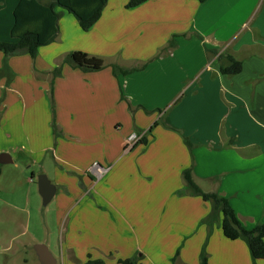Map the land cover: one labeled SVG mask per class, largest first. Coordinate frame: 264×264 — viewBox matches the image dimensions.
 <instances>
[{
  "label": "crops",
  "instance_id": "obj_1",
  "mask_svg": "<svg viewBox=\"0 0 264 264\" xmlns=\"http://www.w3.org/2000/svg\"><path fill=\"white\" fill-rule=\"evenodd\" d=\"M128 1L108 0L86 32L62 13L56 39L34 58L2 54L0 70L6 64L9 78L0 75V120L21 105L29 155L51 152L53 198L69 223L87 222L91 241L104 244V227L119 222L132 231L122 242L137 236L156 245L151 252L160 264H198L210 205L176 195L185 189V169L204 192L228 199L243 228L264 223V0H146L130 9ZM75 52L101 59L104 69L64 64ZM221 54L240 61L241 72L222 75ZM112 66L132 71L113 74ZM26 79L35 87L27 94L19 89ZM169 105V116L153 122V110ZM124 126L134 129L125 134ZM132 133L148 144L125 152ZM95 162L111 165L104 183L92 187L87 169ZM101 249L96 254L104 258ZM144 252L138 264H153ZM207 253L209 264H264L252 261L242 240L224 238L219 224Z\"/></svg>",
  "mask_w": 264,
  "mask_h": 264
},
{
  "label": "rangeland",
  "instance_id": "obj_2",
  "mask_svg": "<svg viewBox=\"0 0 264 264\" xmlns=\"http://www.w3.org/2000/svg\"><path fill=\"white\" fill-rule=\"evenodd\" d=\"M17 3L18 0H0V41L2 42L11 40L10 29L13 25V11ZM1 56L2 53H0V58ZM24 85V89L21 85L19 89L22 88V92L25 94L32 87L35 88L30 79H26ZM24 101L27 102L25 99ZM170 106L153 110V122L162 123L164 117L160 120L158 118L166 113V116H169L171 113ZM22 111L19 104L10 113L5 112L2 120H0V128L3 129L0 131V152L10 153L9 155H12L13 158V163L2 165L0 175V264H40L34 249L39 244L48 248L57 264H78V261L82 263L87 255L92 258L103 259L105 264H118L117 260L122 259V256L138 257V262H140L142 260L139 259L140 254H144V251H153L156 245L147 244L143 240L138 241L137 236L135 240H131L130 237V243H127L128 237L124 236L123 242L125 243H123L120 236L125 235L127 229L131 235L132 231L131 227L126 228L119 222L116 223L115 227H113V223L109 224L110 227H104L106 235L109 234L108 241L104 244L93 242L89 234L91 227L87 225V222L78 226L69 223L71 215L67 216L69 212L65 215V212L61 210L57 197H54L48 205L43 206L42 198L38 193L37 177L42 172L53 184L55 180L54 161L50 151L41 152L39 149L35 155H29L30 150L25 142V134L22 132L25 124ZM121 129L120 132L123 131L122 133L126 134L134 128L124 126ZM7 134L13 136L11 141H3ZM222 154L230 156L232 152ZM25 155L29 156L30 159L23 160ZM95 163H98L105 170H110L108 167L111 164ZM87 171L89 175L87 181H91L92 187L104 183V177L107 173L95 181L96 178L89 173V169ZM102 180L103 182H101ZM90 200L92 197L89 195L86 201ZM133 221L130 220V225H137ZM67 228L68 233H66ZM99 247L102 248L101 252L104 258L98 257L96 254V249ZM69 248L76 254V259L72 258L71 254V258L68 255ZM136 249L141 251L133 253V250ZM118 255L121 257L119 258ZM150 255V261L153 264H160L162 261L159 259L160 256H155L152 252Z\"/></svg>",
  "mask_w": 264,
  "mask_h": 264
},
{
  "label": "trees",
  "instance_id": "obj_3",
  "mask_svg": "<svg viewBox=\"0 0 264 264\" xmlns=\"http://www.w3.org/2000/svg\"><path fill=\"white\" fill-rule=\"evenodd\" d=\"M108 0H18L13 11V25L10 30L11 40L0 41V53L5 57L28 54L34 58L38 49L54 42L58 35V21L62 13L72 15L79 28L86 32L100 18ZM146 0H129L126 8H135ZM203 3L206 0H195ZM219 72L222 75L233 76L241 72V62L229 54H221L217 57ZM64 64L70 65L83 72H97L104 69L101 59L89 57L85 53L75 52L66 57ZM7 65L4 64L0 75L9 78ZM132 70H124L118 66H112L113 74L127 75ZM56 69L54 74H58ZM7 73V74H6ZM188 149L192 148L191 142L183 138ZM148 139L146 135L138 142V145L146 146ZM1 174V165H0ZM185 189L179 190L176 195L182 197L189 195L198 197L203 202L209 203L208 215L201 221L207 228L206 240L198 257V264H209L207 253V242L212 235L213 227L219 224L224 238L230 241L242 240L250 253L252 261H264V223L256 225L248 230L242 227L228 199L216 193L204 192L193 180L192 169L188 168L182 172ZM178 255V251L175 257ZM138 257L118 259V264H138ZM174 260V258H173ZM172 260V261H173ZM82 264H105L103 259L92 258L87 255Z\"/></svg>",
  "mask_w": 264,
  "mask_h": 264
},
{
  "label": "water",
  "instance_id": "obj_4",
  "mask_svg": "<svg viewBox=\"0 0 264 264\" xmlns=\"http://www.w3.org/2000/svg\"><path fill=\"white\" fill-rule=\"evenodd\" d=\"M10 162L11 159L8 154H0V164H6ZM37 187L38 193L42 198L43 206L48 205L55 194V186L51 184L46 175L40 174L37 177ZM34 249L40 264H57L56 259L52 257L51 253L48 251V248L45 245H36Z\"/></svg>",
  "mask_w": 264,
  "mask_h": 264
},
{
  "label": "built area",
  "instance_id": "obj_5",
  "mask_svg": "<svg viewBox=\"0 0 264 264\" xmlns=\"http://www.w3.org/2000/svg\"><path fill=\"white\" fill-rule=\"evenodd\" d=\"M144 134H138V133H132L128 135V137L125 140V152L130 151L142 138ZM108 171L105 170L102 166H100L98 163H93L89 168V173L93 175L96 180L101 179L104 174Z\"/></svg>",
  "mask_w": 264,
  "mask_h": 264
}]
</instances>
